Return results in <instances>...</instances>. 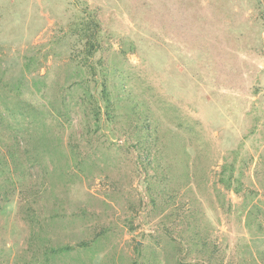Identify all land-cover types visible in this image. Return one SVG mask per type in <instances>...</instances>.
Masks as SVG:
<instances>
[{
  "label": "rangeland",
  "instance_id": "1",
  "mask_svg": "<svg viewBox=\"0 0 264 264\" xmlns=\"http://www.w3.org/2000/svg\"><path fill=\"white\" fill-rule=\"evenodd\" d=\"M0 165V264H264V0H0Z\"/></svg>",
  "mask_w": 264,
  "mask_h": 264
},
{
  "label": "trees",
  "instance_id": "2",
  "mask_svg": "<svg viewBox=\"0 0 264 264\" xmlns=\"http://www.w3.org/2000/svg\"><path fill=\"white\" fill-rule=\"evenodd\" d=\"M80 17H82L81 20L73 23L74 29L76 30V33L73 32V35L75 36V41H83V45L80 53H78L79 51L77 54L76 52H73L74 54L70 57L72 67L69 73H72L75 69L80 73L83 72V69L87 72L86 76L76 78V81L74 80L75 78H69L71 83H69L68 86L79 83L82 79L89 84L83 93L87 95L88 99H92L93 104L90 108L92 111L91 117H93L97 124L101 119L109 120L112 118L110 111L111 105L114 103L110 99L109 92L106 89V76L108 75V72L105 69V66L101 63V59L96 61L91 58L98 48V36L100 34L98 25L91 16L90 18H86L81 13ZM78 54H81V57H79ZM95 92L97 93V96L94 94ZM1 167L0 172H2Z\"/></svg>",
  "mask_w": 264,
  "mask_h": 264
}]
</instances>
